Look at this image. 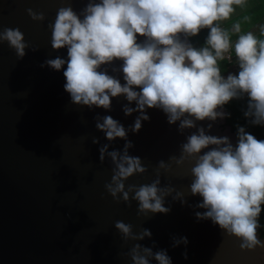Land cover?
Here are the masks:
<instances>
[{"label": "clouds", "instance_id": "clouds-1", "mask_svg": "<svg viewBox=\"0 0 264 264\" xmlns=\"http://www.w3.org/2000/svg\"><path fill=\"white\" fill-rule=\"evenodd\" d=\"M245 0H88L77 13L71 6L57 12L52 30V48L67 49V58L47 59L41 67L63 71L64 89L71 103L90 110H112L113 98L123 96L125 116L138 113L126 129L111 115L95 117L96 128L105 138L125 141L123 150H109L110 144L99 147V160L110 159L111 182L105 184L113 199L131 206L138 202V215L171 211L165 207L166 197L187 203L185 194L170 183L161 186V174L172 173L173 166L191 165L190 194L202 198L195 207L198 220H211L214 225L241 241L242 250L264 248L259 239V218L264 212V140L257 139L237 125L235 145L227 137L209 135L213 128L198 126L197 122L223 119L229 113L225 105L234 99L247 97L244 116L252 125L264 126V25L260 36L253 31L242 32L236 22L231 29L221 26L229 20L236 7ZM34 21H44L43 12L27 9ZM207 30L204 45L191 43ZM232 34H236L235 41ZM143 37V40L139 38ZM7 42L19 59L26 55L29 44L19 28L0 31V43ZM33 51H37L33 49ZM234 53L237 72L225 77L219 61ZM112 67L110 75L105 66ZM66 66V67H65ZM135 103V107L131 105ZM148 109H159L170 125L178 124V131L196 129L180 146V155L161 160L156 179L150 184H126L130 177L145 174L148 169L139 156L130 155L133 148L128 133H139L144 121H149ZM92 143L100 144L99 138ZM115 228L125 241L151 238L152 232L116 221ZM173 247L187 245V237H173ZM136 243L127 253L132 264H172L166 249ZM187 259V252L184 253Z\"/></svg>", "mask_w": 264, "mask_h": 264}, {"label": "water", "instance_id": "water-1", "mask_svg": "<svg viewBox=\"0 0 264 264\" xmlns=\"http://www.w3.org/2000/svg\"><path fill=\"white\" fill-rule=\"evenodd\" d=\"M88 0H0V31L16 29L29 44L19 59L7 42L0 43V264H132L127 253L136 243L166 249L172 264H264V248L242 250L241 241L229 236L211 220H198L195 205L202 200L192 196L190 167L173 166L172 173L161 174V186L171 184L185 194L187 203L166 197L167 214L138 215V202L117 203L107 192L112 163L99 160V147L123 150L125 141L110 142L96 128L97 115H111L126 129L138 113L125 116L121 96L113 98L112 110H90L71 103L65 91L63 71L41 67L47 59L67 58V49L52 48V30L59 8L71 6L77 13ZM43 12L44 21H34L27 9ZM143 40V37L139 38ZM36 49L37 51H33ZM105 66L110 75L112 67ZM66 67V66H65ZM135 107V103L131 105ZM149 121L139 133H128L134 147L130 155L139 156L148 169L130 177L126 184H150L156 179L161 160L180 155V146L196 129L178 131L162 110L148 109ZM225 118L197 122L209 135L237 138L225 126ZM99 138L100 144L92 143ZM152 232L142 241H125L115 228L116 221ZM187 237L188 244L173 247V237ZM258 237L262 241L258 230ZM187 252L188 258H184ZM152 264H157L155 260Z\"/></svg>", "mask_w": 264, "mask_h": 264}, {"label": "trees", "instance_id": "trees-1", "mask_svg": "<svg viewBox=\"0 0 264 264\" xmlns=\"http://www.w3.org/2000/svg\"><path fill=\"white\" fill-rule=\"evenodd\" d=\"M207 36V30H204L200 33L199 36L191 38V43L197 47L204 45L205 38ZM233 59L231 63L225 58L222 61H219V66L221 68L222 74L226 77L229 72L237 69L235 65L234 53L231 54ZM236 71V70H235ZM237 72V71H236ZM224 111L230 115L225 117V125L230 127V131L237 134V125L244 126L246 131L253 134L257 139L264 140V126L252 125L249 122V119L244 116V112L247 110V98L234 99L230 103L224 106ZM237 137V135H236ZM260 235L264 238V212L261 213L260 218Z\"/></svg>", "mask_w": 264, "mask_h": 264}, {"label": "crops", "instance_id": "crops-1", "mask_svg": "<svg viewBox=\"0 0 264 264\" xmlns=\"http://www.w3.org/2000/svg\"><path fill=\"white\" fill-rule=\"evenodd\" d=\"M236 22L241 24L242 32L253 31L260 36V27L264 25V0H245L243 6L236 7L229 20L221 22V26L231 29ZM235 39L236 34H232V40Z\"/></svg>", "mask_w": 264, "mask_h": 264}, {"label": "built area", "instance_id": "built-area-1", "mask_svg": "<svg viewBox=\"0 0 264 264\" xmlns=\"http://www.w3.org/2000/svg\"><path fill=\"white\" fill-rule=\"evenodd\" d=\"M225 58L229 61V63L233 62L232 60H229V59H228V56H226ZM235 65H236V64H235ZM236 68H237V66H236ZM245 98H247V97H245Z\"/></svg>", "mask_w": 264, "mask_h": 264}, {"label": "rangeland", "instance_id": "rangeland-1", "mask_svg": "<svg viewBox=\"0 0 264 264\" xmlns=\"http://www.w3.org/2000/svg\"><path fill=\"white\" fill-rule=\"evenodd\" d=\"M236 71L238 70V69H235ZM235 70H233V72H236ZM223 111H224V109H223ZM226 119V118H225ZM226 123V122H225ZM226 126V125H225ZM226 127H228V126H226ZM230 128V127H229ZM237 138V137H236Z\"/></svg>", "mask_w": 264, "mask_h": 264}]
</instances>
